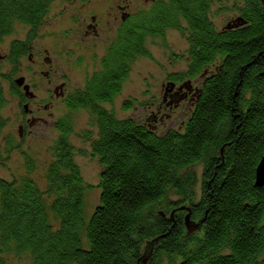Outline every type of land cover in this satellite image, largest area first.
I'll return each mask as SVG.
<instances>
[{
	"label": "trees",
	"instance_id": "obj_1",
	"mask_svg": "<svg viewBox=\"0 0 264 264\" xmlns=\"http://www.w3.org/2000/svg\"><path fill=\"white\" fill-rule=\"evenodd\" d=\"M48 1L0 0V42L15 24L27 28L24 40L11 42L13 69L47 19ZM222 1L235 16L218 30L210 8ZM170 29L187 50L185 70L169 76L203 74V84L183 128L159 132L134 116L117 118L105 105L130 63L149 57L147 39ZM7 80L19 95L16 79ZM5 103L0 91V131ZM67 105L90 115L93 129L84 138L99 166L97 184L84 181L75 162L84 151L69 140L70 114L61 116L43 185L30 176L29 160L26 175L0 178V264L12 256L29 264H264V186H255L264 153V0H156L122 28L116 49ZM5 147L14 148L9 136ZM93 188L98 202L86 217ZM188 213L200 223L191 233Z\"/></svg>",
	"mask_w": 264,
	"mask_h": 264
},
{
	"label": "rangeland",
	"instance_id": "obj_2",
	"mask_svg": "<svg viewBox=\"0 0 264 264\" xmlns=\"http://www.w3.org/2000/svg\"><path fill=\"white\" fill-rule=\"evenodd\" d=\"M142 3V0H138ZM64 5L65 8L60 6ZM75 6H79L78 4ZM135 6V5H134ZM231 2H214L210 8V18L216 29L223 28L230 20L234 18ZM71 6L60 4L59 8L53 9L48 14L43 25L39 27L35 39L31 46L35 51L47 49L53 61L52 70H57L54 76L56 82L67 81L68 89L80 87L85 75L91 71L93 50L91 45L93 40L86 39L81 41L79 33L81 26L73 21ZM104 4L98 6L103 10ZM135 8V7H134ZM133 9V8H132ZM63 11V14L58 12ZM230 10V11H229ZM57 11V13H56ZM27 30L23 25L15 24L12 35L5 37L0 42V55L8 53V46L11 41L24 40ZM105 36L97 41H102ZM145 49L149 57H137L130 63V70L127 78L121 84L120 92L112 99L110 104L105 105L111 110L117 118H127L134 116L141 118L148 109H144L145 102H149L150 97L158 95L160 84L164 76L172 71H182L186 68V62L183 58L187 50V43L184 37L177 31L165 30L162 38H148ZM104 53V47L100 44L97 56ZM173 56L175 58L173 59ZM180 56V57H179ZM81 57V58H80ZM176 57H179L176 60ZM82 59L80 66L76 67L74 61ZM28 60L26 58L18 59L15 69L10 62L0 60V91L3 93L6 103L1 110L2 116L6 119L4 127L0 131V178L10 180L13 177H20L27 174L26 161L33 164L34 169L30 176L41 186L43 185V173L46 165L52 159L51 146L58 137L55 128V122L63 115L70 114L72 123V132L69 134V140L77 151H84L83 154L76 152L75 162L78 165L84 181L95 186L97 184V175L99 166L96 159L89 154L90 142L84 138V131L93 129L90 115L86 111L69 112L64 106L58 105L49 115L48 111L41 114L42 119L36 125L30 128V131L19 138L18 114L19 107L17 100L9 90L7 78L11 73L13 79L21 76L26 80H31L37 84V95L40 98L46 97L48 89L47 79L36 77L33 72L27 71ZM14 72V73H13ZM13 73V74H12ZM134 99L132 108L125 109L123 104L127 100ZM184 118V117H183ZM179 119H175V123ZM171 126V125H170ZM9 136L14 144V148L6 150L5 139ZM7 151V154H5ZM200 169V168H196ZM199 172V170H198ZM99 193L93 188L86 192V213L89 216L90 211L98 202ZM8 264H29L26 258L16 259L9 257Z\"/></svg>",
	"mask_w": 264,
	"mask_h": 264
},
{
	"label": "flooded vegetation",
	"instance_id": "obj_3",
	"mask_svg": "<svg viewBox=\"0 0 264 264\" xmlns=\"http://www.w3.org/2000/svg\"><path fill=\"white\" fill-rule=\"evenodd\" d=\"M155 2L156 0H142V3L138 0H49L48 14L51 13L53 9L59 8V5L63 3L72 7L67 8L72 9L74 13L73 21L81 26L80 28L82 31L79 33L80 40H93L91 45L94 51L91 55L93 63L91 71L85 75L82 85L80 87L68 89L65 79L61 82H56L54 79L57 70H52L53 61L48 50L43 49V51H35L31 46L32 42L28 43V52L21 58H26L28 60L27 71L33 72L36 77L42 76L47 79L48 89L46 91V97L40 98L36 93L37 84L33 83L31 80L27 81L26 77H20L23 78V84L21 86H16L19 95H13L19 107V119L17 124L19 138L26 135L30 131V128L34 127L36 123L42 119L41 114H43L44 111H48L49 115H53L52 111H54L59 104L64 106L68 111L69 107L67 101L70 95L81 90L85 85L86 79L94 72L100 70L101 60L108 52L116 49L118 33L128 24L130 19L144 11V9L150 8ZM77 4L79 6H75ZM102 4H104L105 7L103 10H99L98 6ZM61 8H65V6L61 5L60 9ZM62 12L61 10L58 14H63ZM42 25L43 23L40 24V26ZM101 35L105 36V38L99 42L104 47V53L101 56H97L96 53L100 46L97 41L101 38ZM35 38L36 37L33 39ZM11 42L7 48L8 53L4 56L0 55V60L4 59L10 62L9 53ZM80 58L74 61L76 67L80 66L83 61ZM172 73H176V71L169 72L164 76L160 84L158 95L154 98L150 97L149 102H145V106H143L144 109H148V112H144L145 115L139 118L155 131L164 132L171 128L181 130L184 125L183 117H187L189 111L194 108L201 95L203 74H199L193 78L179 80L175 78L172 79L169 76ZM9 77H11V73ZM24 85L28 87L29 94L24 93ZM74 111L83 110L81 108L69 110V112ZM176 118H178L179 121L175 123Z\"/></svg>",
	"mask_w": 264,
	"mask_h": 264
},
{
	"label": "water",
	"instance_id": "obj_4",
	"mask_svg": "<svg viewBox=\"0 0 264 264\" xmlns=\"http://www.w3.org/2000/svg\"><path fill=\"white\" fill-rule=\"evenodd\" d=\"M15 82L19 86H21L23 84V78H18V79H16ZM24 91L26 94H29L27 86H24ZM255 186H257V187L264 186V153L261 156L260 161L258 162V164L255 168ZM184 225H185L187 233H191L195 230H198L200 227V223H195V222L190 220V214L189 213L184 218ZM145 260L146 259H144L142 261L143 264H145Z\"/></svg>",
	"mask_w": 264,
	"mask_h": 264
}]
</instances>
